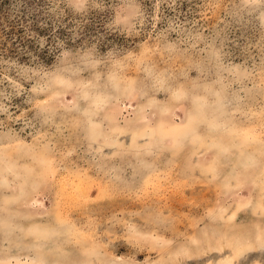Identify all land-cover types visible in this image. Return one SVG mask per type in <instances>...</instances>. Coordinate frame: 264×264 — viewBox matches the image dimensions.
<instances>
[{
    "label": "rangeland",
    "instance_id": "374dc122",
    "mask_svg": "<svg viewBox=\"0 0 264 264\" xmlns=\"http://www.w3.org/2000/svg\"><path fill=\"white\" fill-rule=\"evenodd\" d=\"M0 155V262L222 264L264 230V0H0Z\"/></svg>",
    "mask_w": 264,
    "mask_h": 264
},
{
    "label": "bare ground",
    "instance_id": "6f19581e",
    "mask_svg": "<svg viewBox=\"0 0 264 264\" xmlns=\"http://www.w3.org/2000/svg\"><path fill=\"white\" fill-rule=\"evenodd\" d=\"M169 75V74H168ZM163 77H165V76H163ZM63 86V85H62ZM195 88V87H194ZM198 88V87H197ZM196 89V88H195ZM174 98V97H173ZM225 101V100H224ZM70 103V102H69ZM67 104V103H66ZM72 104V103H71ZM161 107V106H160ZM99 109V108H98ZM165 110V109H164ZM96 111V110H95ZM205 114V113H204ZM175 117V116H174ZM177 119V118H176ZM87 121V120H86ZM90 121V120H89ZM93 123V122H92ZM90 124V123H89ZM88 124V125H89ZM146 128V127H145ZM119 130V129H118ZM179 129L178 128H174V127H171V132H172V134L173 133H175L176 134V131H178ZM115 131V130H114ZM117 132V131H116ZM156 133V132H155ZM169 133V132H168ZM226 133H227V131H226ZM229 133V132H228ZM118 134H122V133H117V135ZM141 134V133H140ZM142 135V134H141ZM156 135V134H155ZM229 135V134H228ZM233 135V134H232ZM246 135H248V134H245V136ZM173 136H175V138H174V141L176 140V136L177 135H174L173 134ZM230 136V135H229ZM148 137V136H147ZM216 136L214 135L211 139H214ZM234 137V136H233ZM251 137H253V136H251ZM143 138V137H142ZM206 138V137H205ZM218 138V137H217ZM237 138V137H236ZM228 139V138H227ZM230 139V138H229ZM238 139H240L239 138V136H238ZM245 139V138H244ZM144 140H146V139H143V141ZM237 140V139H236ZM247 140V139H246ZM140 141V140H139ZM239 141V140H238ZM241 141V140H240ZM138 142V141H137ZM146 141H144L143 143H145ZM148 142V141H147ZM171 142V141H170ZM194 142V141H193ZM259 142V141H258ZM140 143H141V141H140ZM202 143H204V142H202ZM237 143V142H236ZM235 143V144H236ZM190 144V143H189ZM205 144V143H204ZM207 144V143H206ZM205 144V145H206ZM214 144V143H213ZM233 144V143H232ZM149 145V144H148ZM173 145V144H172ZM192 145V144H191ZM231 145V144H230ZM252 144H251V142L250 143H247L246 145H245V149L249 146H251ZM142 146V145H141ZM221 146V145H220ZM220 146H218V148L219 149H221V147ZM131 147V146H130ZM209 147V146H208ZM225 147V146H224ZM243 147V146H242ZM252 147V146H251ZM257 147V146H256ZM10 148V147H9ZM253 148V147H252ZM131 149V148H130ZM135 149V148H134ZM168 149V148H167ZM114 150V149H113ZM151 152V151H150ZM10 153H8V155H9ZM154 154V153H153ZM1 156V155H0ZM222 156V153L221 152H219V151H215V155H214V158H216V157H221ZM20 157V156H19ZM7 161V160H6ZM239 161V160H238ZM1 162V161H0ZM38 162V161H37ZM5 164V163H4ZM33 164V163H32ZM37 164V163H36ZM39 164V163H38ZM12 165H14L13 163H12ZM35 165V164H34ZM8 166V165H7ZM251 167V166H250ZM250 167H248V168H250ZM3 168H5L4 166H3ZM13 168V167H12ZM12 168H10V169H12ZM213 168H216L217 169V167L216 166H214ZM209 170V169H208ZM211 171V170H210ZM209 171V172H210ZM1 172V171H0ZM4 172H5V170H4ZM259 174V173H258ZM5 176V175H4ZM152 176V175H151ZM155 177H156V175H155ZM228 177V176H227ZM230 178H232V177H230ZM233 179V178H232ZM80 181V180H79ZM151 181V180H150ZM262 181V180H261ZM150 183V182H149ZM74 184V183H73ZM231 184V183H230ZM229 184V185H230ZM1 185V184H0ZM69 185V184H68ZM67 185V186H68ZM71 185V184H70ZM82 185V184H81ZM73 186V185H72ZM71 188V187H70ZM75 188V187H74ZM74 191V190H73ZM81 191V190H80ZM263 191H264V189H263ZM62 193V192H61ZM65 196H66V194H65ZM72 196V195H71ZM263 202H264V193H263ZM2 203H4L3 201H2ZM36 204V203H35ZM3 205V204H2ZM263 205H264V203H263ZM37 207V206H36ZM255 211V210H254ZM66 212V211H65ZM69 213V212H68ZM236 213V209L233 207V208H231V212H227L226 213V215H224V219H225V224L226 225H232V221H231V219H232V217H234V215H236L235 214ZM214 214V213H213ZM258 214V213H257ZM65 217V216H64ZM231 218V219H230ZM58 220H60V218L58 219ZM67 221V220H66ZM64 222V221H63ZM63 222H62V225L64 226L65 225V223L63 224ZM34 223V222H33ZM36 224V223H35ZM56 224V223H55ZM70 224H72V223H70ZM61 225V226H62ZM255 226H256V228H255V226H254V231H255V233H254V235H251V237H250V239H243L241 242L238 240H236V242H234V243H236V244H238L237 246H235V248H233V249H228V250H225V251H223L224 253H223V256L222 255H219V257H220V259H222L223 258V261H222V264H263L264 262H262V261H264V235L263 236H261L263 233H264V230H260V228H258L259 226L257 225V224H254ZM62 226V227H63ZM36 227V226H35ZM38 228L39 227H41V225L40 226H37ZM47 227V226H46ZM56 227V226H55ZM67 227V226H66ZM65 227V228H66ZM70 227V226H69ZM41 228H43V227H41ZM52 228V227H51ZM57 228V227H56ZM64 228V227H63ZM68 228V227H67ZM73 228V227H72ZM75 228V227H74ZM206 228V227H205ZM44 229V228H43ZM55 229V228H54ZM60 229V228H59ZM71 229V228H70ZM56 230V229H55ZM63 230V229H62ZM44 230H42V232H43ZM46 231V230H45ZM51 231H53V230H50V232ZM60 231V230H59ZM67 231V230H66ZM37 232V231H36ZM40 232V231H39ZM57 232V231H56ZM63 232V231H62ZM70 231L68 230V232L67 233H69ZM72 232V231H71ZM206 232V231H205ZM47 233V232H46ZM57 233H59V232H57ZM64 233V232H63ZM35 234V233H34ZM38 234V233H37ZM40 234H42V233H40ZM49 234V233H48ZM66 234V233H65ZM71 234V233H70ZM55 235V234H54ZM54 235H52V236H54ZM58 235V234H57ZM56 235V236H57ZM67 235H69V234H67ZM73 235V234H72ZM72 235H70V236H72ZM74 235H76V234H74ZM134 235V234H133ZM48 236H50V235H48ZM59 236V235H58ZM86 236V235H85ZM84 236V237H85ZM232 236V235H231ZM35 237H38V238H43L42 236H35ZM46 237V236H45ZM55 237V236H54ZM66 237V236H65ZM211 237V236H210ZM233 237V236H232ZM48 238V237H47ZM83 238V237H82ZM37 239V238H36ZM53 239V238H52ZM51 239V241H53ZM74 239V238H73ZM80 239V238H79ZM238 239V238H237ZM45 240V239H44ZM70 240V239H69ZM76 240V239H75ZM75 242V241H74ZM76 243H77V241H76ZM7 244V243H6ZM24 244V243H23ZM45 245V246H47V244H45V242H42V245ZM41 245V246H42ZM19 246V245H18ZM92 246V245H91ZM206 246V245H205ZM205 246H203V248L205 249ZM214 246V245H213ZM212 246V247H213ZM216 246V245H215ZM33 247V246H32ZM210 246H206V248H208L209 249V252H211V250H210V248H209ZM48 249H50V247H48ZM19 251V250H18ZM204 251V250H203ZM20 252V251H19ZM51 253H52V257H49L48 259H44L43 258V260L41 261H38L37 259H36V262L35 263H33V264H43V263H45V264H64L65 263V261L63 260V258H62V256H63V254L62 255H60V252H57L56 253V251L55 252H52L51 251ZM205 253V252H204ZM195 254V256H197V257H192V259L193 260H189L188 258H187V260L189 261V262H191V261H194V258H196L195 260L196 261H198V263L197 264H208V263H204L202 260H201V257H200V254H201V251H198V252H195L194 253ZM213 254H214V252L212 253V254H210V256L208 257V260L206 261V262H209L210 260H212V258H213ZM249 256H251V260L250 261H246L245 262V258L247 259V257H249ZM40 257V256H39ZM218 257V258H219ZM13 258V257H12ZM32 258H34V257H32ZM32 258H30V259H32ZM191 259V258H190ZM215 259V258H214ZM249 259V258H248ZM2 262V263H1ZM0 262V264H8V261L7 260H5V261H1ZM13 263V262H12ZM168 262H164L163 264H167ZM190 264V263H189Z\"/></svg>",
    "mask_w": 264,
    "mask_h": 264
}]
</instances>
